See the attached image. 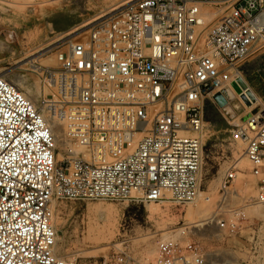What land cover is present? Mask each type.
Segmentation results:
<instances>
[{"label": "built area", "instance_id": "1", "mask_svg": "<svg viewBox=\"0 0 264 264\" xmlns=\"http://www.w3.org/2000/svg\"><path fill=\"white\" fill-rule=\"evenodd\" d=\"M85 26L57 67L38 68L52 93L37 103L0 75V264H77L58 253L57 202H196L213 137L206 107H224L225 91L251 106L229 140L252 165L253 202L264 203V100L253 106L240 84L245 63L264 53V0H124L72 33ZM237 173L235 163L224 173L219 204L237 193ZM230 212L217 224L235 236ZM135 264L263 263L163 241Z\"/></svg>", "mask_w": 264, "mask_h": 264}, {"label": "rangeland", "instance_id": "2", "mask_svg": "<svg viewBox=\"0 0 264 264\" xmlns=\"http://www.w3.org/2000/svg\"><path fill=\"white\" fill-rule=\"evenodd\" d=\"M122 1L11 0L10 3L1 4L0 75L16 84L20 78L26 80V86L22 87L26 91L27 85L31 87L28 95L37 103L40 93L49 95L52 90L45 89L47 85L41 70L31 64L38 68L57 67L58 51L67 47L70 38L86 34L89 27L85 26L75 33H72L73 30ZM255 60L262 65L264 53L250 59L251 62ZM228 100L227 105L224 103L225 107L210 103L212 111L208 113L207 120L213 137L205 147L204 187L201 194L209 197L210 201L204 218L191 222L196 215L194 207L197 201L178 205L168 200L158 202L157 206L152 202L134 203L127 200L57 202L53 212L59 255L77 264H121L123 258L135 264L145 261L142 255L148 252L151 253L149 260H153L160 242L173 241L180 245L195 242L221 258L264 264V215L256 212L250 214L255 210L264 213V203L253 202L258 191L257 178L252 174V165L243 154L242 147L229 140L230 124L240 122L249 108L237 98ZM40 110L47 112L43 106ZM234 163L238 173L232 191L236 190L239 195L233 191L225 204H219L223 175ZM151 206L155 208L151 209ZM110 209L116 211L112 213ZM232 209L239 214L236 219L238 233L235 236H229L227 229L217 224L220 219H233ZM99 235H105L107 239H93ZM246 248L249 253L244 252Z\"/></svg>", "mask_w": 264, "mask_h": 264}, {"label": "bare ground", "instance_id": "3", "mask_svg": "<svg viewBox=\"0 0 264 264\" xmlns=\"http://www.w3.org/2000/svg\"><path fill=\"white\" fill-rule=\"evenodd\" d=\"M26 2V1H25ZM30 2V1H29ZM29 2H26V3H29ZM32 7V6H31ZM33 62V61H32ZM44 62V61H43ZM41 64H43V63H41ZM44 64H46V63H44ZM49 64V63H48ZM33 67H35L37 70H38V67L34 64V63H32L31 64ZM23 76V75H22ZM27 79V78H26ZM37 82V81H36ZM21 88H23L22 86H26V80H24V79H18V83H17ZM35 84H37V83H35ZM241 84V86H242V88L244 89V90H246L247 89V87H248V84L246 83V81L244 82H241L240 83ZM38 86V85H37ZM36 86V87H37ZM28 90L26 91V90H24L25 91V93H26V95L30 98V96L28 95V92H29V90H31V87L30 86H28L27 85V87H26ZM51 89L49 86H46V90H49V89ZM36 89V88H35ZM45 90V91H46ZM50 91V90H49ZM36 93V92H35ZM246 94H248L249 96H254V93H253V91H251V90H249V91H247V92H245ZM38 94V93H37ZM228 94H229V98H232V95H233V93L231 92V91H229L228 92ZM32 99V98H31ZM262 100H259V99H257V102H255L254 103V105L253 106H256L258 103H260ZM248 108H250L251 109V106H249ZM46 116H47V114H46ZM62 125H65V122L64 121H61L60 122ZM60 129H61V127H60ZM249 191H250V188H249ZM254 191V190H253ZM169 199H168V197H166V199H164L163 201H161V202H169L168 201ZM210 201V199H208V197H203V195H201L200 196V198L197 200V205H196V207H194V212H195V217L193 218V219H191V222H193L196 218H204L206 215H207V213H206V210H207V203ZM153 203V202H152ZM154 205H158L159 203L158 202H156V203H153ZM152 204V205H153ZM153 205V206H154ZM153 206H151V209H152V207ZM108 208H109V206H108ZM111 208V207H110ZM117 208V207H116ZM155 207H153V209H154ZM192 208H193V206H192ZM257 208V207H256ZM259 208V207H258ZM95 209H97V208H95ZM100 209V208H99ZM97 211V210H96ZM114 211H116L115 209H110L109 210V212H114ZM118 211V210H117ZM100 212H102V213H105V212H103V211H100ZM119 212V211H118ZM255 212L256 213H258V214H260V215H264V213L263 212H261V211H253V212H251L250 211V214L251 213H254L255 214ZM98 213V212H97ZM101 213V214H102ZM108 213V212H107ZM106 213V214H107ZM100 214V213H99ZM160 214V213H159ZM253 214V215H254ZM113 216H114V214H113ZM115 216H116V214H115ZM121 216V215H120ZM100 217V216H99ZM54 218H55V216H54ZM54 218H53V221H54ZM117 218V217H116ZM108 219V218H107ZM109 220V219H108ZM60 221V220H59ZM58 221V222H59ZM57 224V223H56ZM98 229V228H97ZM102 231V230H101ZM90 232H92V231H90ZM99 232H100V230H99ZM98 232V233H99ZM178 232V231H177ZM97 233V234H98ZM101 234H102V232H101ZM171 234V233H170ZM106 235V234H105ZM105 235H103V236H100V237H93V239H95V240H99L100 238H103V240L104 239H107V237L105 236ZM169 235V234H168ZM95 236V235H94ZM98 236V235H97ZM167 237V236H166ZM165 237V238H166ZM101 240V239H100ZM109 240V239H108ZM142 259H146V260H149V259H151V253L150 252H148V253H146L144 256L142 255Z\"/></svg>", "mask_w": 264, "mask_h": 264}, {"label": "crops", "instance_id": "4", "mask_svg": "<svg viewBox=\"0 0 264 264\" xmlns=\"http://www.w3.org/2000/svg\"><path fill=\"white\" fill-rule=\"evenodd\" d=\"M54 22V21H52ZM67 28H64L63 30H66ZM255 60V61H250L243 66L244 70V77L246 79V83L248 84L249 88L253 93L256 95V97L259 100H264V72L262 73L261 71H264V68L261 65L260 61ZM263 74V75H262ZM222 99V104L220 106H226L225 104L226 101L224 100L223 97H220ZM210 103L208 102L207 107H206V117L209 118V112H211L210 108ZM251 109L249 108V111L243 116V119H246L250 115Z\"/></svg>", "mask_w": 264, "mask_h": 264}, {"label": "water", "instance_id": "5", "mask_svg": "<svg viewBox=\"0 0 264 264\" xmlns=\"http://www.w3.org/2000/svg\"><path fill=\"white\" fill-rule=\"evenodd\" d=\"M237 88V90H238V92H241V90L238 88V87H236ZM224 94L226 95V97H227V99H230L229 98V94H228V92L227 91H225L224 92ZM220 98V97H219ZM232 99V98H231ZM252 99L254 100L255 99V97L254 96H252ZM248 104H249V102H248ZM250 105V104H249Z\"/></svg>", "mask_w": 264, "mask_h": 264}]
</instances>
